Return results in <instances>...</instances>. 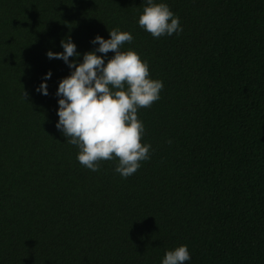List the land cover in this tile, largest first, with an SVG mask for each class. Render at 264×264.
<instances>
[{
	"label": "trees",
	"instance_id": "obj_1",
	"mask_svg": "<svg viewBox=\"0 0 264 264\" xmlns=\"http://www.w3.org/2000/svg\"><path fill=\"white\" fill-rule=\"evenodd\" d=\"M154 3L183 31L154 39L146 0H0V264H161L181 245L185 264H264V0ZM114 28L163 81L128 178L78 162L56 128L74 69L47 57L70 37L82 63Z\"/></svg>",
	"mask_w": 264,
	"mask_h": 264
},
{
	"label": "clouds",
	"instance_id": "obj_2",
	"mask_svg": "<svg viewBox=\"0 0 264 264\" xmlns=\"http://www.w3.org/2000/svg\"><path fill=\"white\" fill-rule=\"evenodd\" d=\"M138 24L154 39L183 31L179 17L169 6L154 0H146ZM109 35L108 40L97 35L91 41L99 47L85 53L82 63L69 62L70 57L80 55L70 37L61 40L62 53L47 52L50 60H62L74 69L58 86L56 95L61 98L56 128L67 143L78 148L76 158L82 166L98 172L101 161L118 158L115 172L128 178L141 162L150 159L151 145L141 142L145 127L138 119V110L150 108L160 99L163 81L150 78L148 62L136 51H121L125 43L133 42L131 33L114 28ZM109 52L115 55L105 63ZM51 76L49 71L43 79ZM47 88L41 83L37 91L47 96ZM190 259L187 245H181L167 251L161 264H185Z\"/></svg>",
	"mask_w": 264,
	"mask_h": 264
}]
</instances>
